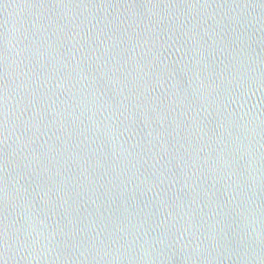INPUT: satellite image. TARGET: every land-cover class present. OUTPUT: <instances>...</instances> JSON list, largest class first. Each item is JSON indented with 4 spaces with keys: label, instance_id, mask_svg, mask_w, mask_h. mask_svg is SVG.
I'll list each match as a JSON object with an SVG mask.
<instances>
[{
    "label": "water",
    "instance_id": "obj_1",
    "mask_svg": "<svg viewBox=\"0 0 264 264\" xmlns=\"http://www.w3.org/2000/svg\"><path fill=\"white\" fill-rule=\"evenodd\" d=\"M0 264H264V0H0Z\"/></svg>",
    "mask_w": 264,
    "mask_h": 264
}]
</instances>
